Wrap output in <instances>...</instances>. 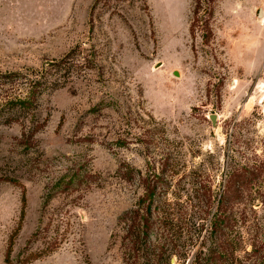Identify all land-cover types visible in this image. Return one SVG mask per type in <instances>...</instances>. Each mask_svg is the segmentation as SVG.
I'll return each mask as SVG.
<instances>
[{
    "label": "rangeland",
    "instance_id": "obj_1",
    "mask_svg": "<svg viewBox=\"0 0 264 264\" xmlns=\"http://www.w3.org/2000/svg\"><path fill=\"white\" fill-rule=\"evenodd\" d=\"M260 9L0 0V74L54 82L25 115L0 112V264H189L232 171L246 194L231 206L237 232L263 248ZM4 82L2 96L28 89ZM150 203L160 257L131 241Z\"/></svg>",
    "mask_w": 264,
    "mask_h": 264
},
{
    "label": "trees",
    "instance_id": "obj_2",
    "mask_svg": "<svg viewBox=\"0 0 264 264\" xmlns=\"http://www.w3.org/2000/svg\"><path fill=\"white\" fill-rule=\"evenodd\" d=\"M37 75V72L22 74L17 71L0 74V79L5 81L4 84L25 83L28 86L25 95H21V92L6 94V96L0 94V112L7 108L6 113H8V116L10 115L9 120L15 119L14 117L17 115H25L29 112L34 107L36 95L43 92L49 85H53L54 82L45 77L44 73L43 76ZM0 91L3 90L0 89ZM243 190L244 186L243 182H240L239 174L232 171L225 185V192L220 199L219 210L211 223V229L202 236L200 244L190 257L189 264H244L240 260L242 256H250L256 261L255 263L250 260L246 264H264V247L259 248L260 246L251 243L246 246L243 237L236 229L238 220L231 206L245 197V190ZM132 220L134 222L132 221V225L129 226L133 236L132 246L135 247L143 242L145 249H151L154 254L157 253L159 257L162 256L166 244H161L163 245L161 246L160 244L152 243L151 245V243H148L155 228L152 204L148 205L147 214L140 217L139 213L136 212ZM162 226L165 227V222L162 223ZM171 257L172 255L169 256V259ZM156 264L166 263L159 260ZM167 264H170V260Z\"/></svg>",
    "mask_w": 264,
    "mask_h": 264
},
{
    "label": "water",
    "instance_id": "obj_3",
    "mask_svg": "<svg viewBox=\"0 0 264 264\" xmlns=\"http://www.w3.org/2000/svg\"><path fill=\"white\" fill-rule=\"evenodd\" d=\"M259 16H260V18H262V16H264V10L263 9H260ZM211 120L213 122H215V120H216L215 116L211 117Z\"/></svg>",
    "mask_w": 264,
    "mask_h": 264
}]
</instances>
